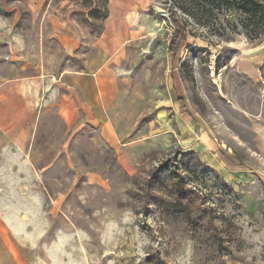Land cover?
Returning a JSON list of instances; mask_svg holds the SVG:
<instances>
[{
  "label": "rangeland",
  "instance_id": "374dc122",
  "mask_svg": "<svg viewBox=\"0 0 264 264\" xmlns=\"http://www.w3.org/2000/svg\"><path fill=\"white\" fill-rule=\"evenodd\" d=\"M95 2L0 0V78L33 82L15 125L0 114V264H264V35L174 0H107L106 19ZM101 37L116 114L136 116L115 145L67 73Z\"/></svg>",
  "mask_w": 264,
  "mask_h": 264
},
{
  "label": "crops",
  "instance_id": "0c3cea01",
  "mask_svg": "<svg viewBox=\"0 0 264 264\" xmlns=\"http://www.w3.org/2000/svg\"><path fill=\"white\" fill-rule=\"evenodd\" d=\"M66 44L67 50L74 49L73 44ZM115 48L116 44L114 41H109V39L101 37L98 40L97 54L86 63L85 68L81 71L72 70L67 72L70 76L72 88L77 89L81 93L84 104L91 108L93 118L104 125V130L108 134L107 139L109 138L114 145L120 140V137L117 135L113 137L112 132H118L119 130L122 133L123 128L120 124H133L135 123L136 117L135 113L129 114V112L124 113L123 117H121L120 114H116L114 109L115 102L118 103L120 100V95L114 92L113 85L109 84L107 75L110 74V71H108L106 60L108 54ZM32 83L31 81L26 83H13L11 79L2 78L1 80L0 78V114L8 118V124L15 125L18 120L17 117L22 118L21 109L25 110L32 107ZM61 95L63 96L59 99L58 109L63 118L69 121L75 116L77 104L70 97V94ZM128 107L132 109L133 105H129ZM18 123L21 124L24 122L21 120ZM0 124L5 123L0 122ZM113 125H115V128ZM2 129L3 134L7 138H10L9 130L11 128ZM162 141L167 143L168 139L163 138ZM148 144L150 145L152 143ZM138 151H135L134 155L138 154Z\"/></svg>",
  "mask_w": 264,
  "mask_h": 264
},
{
  "label": "trees",
  "instance_id": "16d2710c",
  "mask_svg": "<svg viewBox=\"0 0 264 264\" xmlns=\"http://www.w3.org/2000/svg\"><path fill=\"white\" fill-rule=\"evenodd\" d=\"M106 1L96 0L97 6L99 4L103 6L100 19L108 17ZM174 2L184 14L197 21L214 18L215 11L226 22L229 14H236L240 18L241 29L250 35L251 40H257L264 35V0H174ZM97 13L99 8L95 7L89 14ZM171 24L175 32L169 42V52L176 53L189 32L185 25H180L174 18H171Z\"/></svg>",
  "mask_w": 264,
  "mask_h": 264
}]
</instances>
